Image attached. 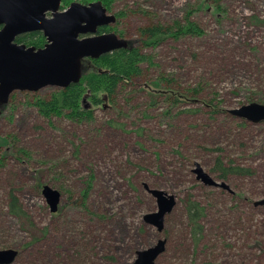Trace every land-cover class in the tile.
<instances>
[{"label": "rangeland", "instance_id": "obj_1", "mask_svg": "<svg viewBox=\"0 0 264 264\" xmlns=\"http://www.w3.org/2000/svg\"><path fill=\"white\" fill-rule=\"evenodd\" d=\"M122 11L127 16L120 20L121 41L138 40L140 29L151 25L174 28L188 14L203 36L143 47L157 65L145 68L137 88L120 94L115 108L96 110L93 123L45 119L26 104L31 97L25 92L9 98L11 106L0 115V137L13 145L0 165V250L19 252L13 264H77L73 235H78L91 258L80 264H132L138 251L165 239L161 264H194V252L185 253L192 245L185 200L193 197L206 208L197 263L264 264V206H255L264 199V122L243 120L248 123L243 125L230 114L264 102V0H119L112 13ZM161 76L174 84L157 90L152 106L146 85ZM195 89L201 93L195 102L175 106L166 97ZM202 98L212 106L206 108ZM6 149L0 148V156ZM218 157L252 168L254 177L219 179L213 171ZM197 164L230 191L197 181ZM89 179H94L93 191L86 209L82 191ZM45 185L62 194L55 216L42 195ZM146 188L176 197L162 233L144 221L158 210ZM10 192L39 230L50 227L48 236L33 235L9 215ZM33 236L41 238L31 247ZM229 245L235 248L230 251Z\"/></svg>", "mask_w": 264, "mask_h": 264}, {"label": "water", "instance_id": "obj_2", "mask_svg": "<svg viewBox=\"0 0 264 264\" xmlns=\"http://www.w3.org/2000/svg\"><path fill=\"white\" fill-rule=\"evenodd\" d=\"M115 21V16L99 2H73L62 10V0H0V101L9 100L16 92L38 93L49 87L62 90L78 84L83 60L99 59L125 45L114 34H99V28ZM34 32L46 37L44 48L16 42L17 37ZM230 114L258 125L264 122V105L252 103L231 110ZM193 173L206 186L230 191L199 164ZM146 189L156 199L158 210L145 215L144 221L162 233L166 217L177 204L176 197L163 190ZM42 195L51 213L56 214L62 194L45 185ZM255 206H264V199L255 202ZM166 246L167 240L160 239L153 247L138 251L132 264H156ZM18 255L14 249L0 250V264H13Z\"/></svg>", "mask_w": 264, "mask_h": 264}, {"label": "trees", "instance_id": "obj_3", "mask_svg": "<svg viewBox=\"0 0 264 264\" xmlns=\"http://www.w3.org/2000/svg\"><path fill=\"white\" fill-rule=\"evenodd\" d=\"M82 4H90L94 2H99L103 7L112 13L116 4L119 0H74ZM219 2V1H218ZM72 3V0H62V10L67 9V7ZM219 9V7H217ZM116 16V22L114 25L109 27H103L99 29L100 34L110 33L114 34L118 38H124L125 34L120 28L121 18H126V11L113 13ZM191 18V14L184 19V23L175 24L173 28H165L161 25H151L149 27H144L140 29L138 40H126L125 45L121 48L106 53L99 59H86L82 61V75L80 82L75 85H71L67 89H56L50 94L41 95L38 93L25 92L21 93L26 95L28 98L27 105L36 109L38 114L45 119L60 118L66 119L75 123H93L95 121V111L98 109L104 110L107 108H115L116 103L120 97V94H124L130 88H137L135 82L144 78L145 68L156 66V61L152 54L144 53L143 47L145 49H155L162 46L166 40L172 38L174 40H181L184 37L190 36H203V30L198 24L194 22ZM257 24H262L261 21H253ZM18 44L26 45L27 47H34L36 49H42L47 45V39L42 32H34L21 35L16 38ZM174 84L169 77L161 76L159 80L150 81L149 86L146 85V91L149 94V100L152 101V106H155L157 99L155 100L156 91H162V87L165 89L170 88ZM168 86V87H167ZM174 93L173 91H171ZM19 92L13 94L15 97ZM160 94V93H157ZM201 93L199 90L195 89L187 94H172L169 101H172L173 105L177 106L181 102H195V98ZM200 96V95H199ZM202 104L206 108H210L213 104L212 101H207L202 98ZM11 99L7 101H0V115L9 109L11 106ZM264 103V102H259ZM186 113L196 112L193 109H184ZM165 113H169V109L165 110ZM184 113V112H183ZM227 114V113H226ZM225 115V114H224ZM229 117V116H228ZM237 121V120H236ZM111 127L123 129L124 124H119L115 121H108ZM243 125H248L247 122L242 120ZM11 140L7 137H0V148L7 147L0 156V165L2 164L3 158L10 155L13 150L11 145ZM213 171L218 175L221 180H229L231 177H241V178H251L254 177L255 172L250 167L235 165L233 163L225 164L221 157H218L215 162V167ZM44 170L39 171V176L37 182L41 188V176ZM93 180L89 179L86 183V188L82 191V198L84 200V207L89 208V203L91 201V195L93 191ZM88 205V206H86ZM185 212L188 225L190 228V240L191 248L186 247L185 253L193 251V263L194 264H221L218 262H213L205 260L202 263H197L196 254L199 250L201 242L205 238V226L202 223L204 217L206 216V208L199 201L195 200L193 197H188L185 200ZM8 213L11 217L16 219L26 230H29L33 235L40 234V236L45 237L50 233V227H45L39 230L36 226L34 219L30 213L21 204L20 198L10 192L8 198ZM55 216V214H53ZM93 215V214H92ZM103 225V228H106ZM92 231L94 230V225H91ZM33 230V232L31 231ZM76 232V227L74 233ZM93 237L92 233H88ZM41 237H34L33 245L40 242ZM42 237V238H43ZM78 235L74 236V251L77 255L75 259L77 264L83 263L81 260L85 259L87 261L88 256L84 255L83 240L80 239ZM39 239V240H38ZM70 237H68L69 241ZM82 240V241H81ZM91 241V239H90ZM85 244V243H84ZM82 247V248H80ZM229 250L234 249V245H229ZM207 249V246H205ZM220 250V248H218ZM167 252H165L157 261L156 264H161L166 260ZM249 257V255L247 256ZM73 259V258H72ZM110 260L115 262V258L109 257ZM74 260V259H73ZM191 264V263H190Z\"/></svg>", "mask_w": 264, "mask_h": 264}, {"label": "flooded vegetation", "instance_id": "obj_4", "mask_svg": "<svg viewBox=\"0 0 264 264\" xmlns=\"http://www.w3.org/2000/svg\"><path fill=\"white\" fill-rule=\"evenodd\" d=\"M80 3V2H79ZM95 3V2H94ZM82 4V3H81ZM91 4V3H90ZM84 5H89V4H84ZM108 13H109V11H108ZM110 14H113V13H110ZM114 15V14H113ZM50 16V15H49ZM115 16V15H114ZM115 18H116V16H115ZM116 22V21H115ZM115 24V23H114ZM114 24H112V25H114ZM112 25H110V26H112ZM109 27V26H108ZM103 28V27H102ZM100 29V28H99ZM100 34V33H99ZM104 34H110V33H104Z\"/></svg>", "mask_w": 264, "mask_h": 264}]
</instances>
